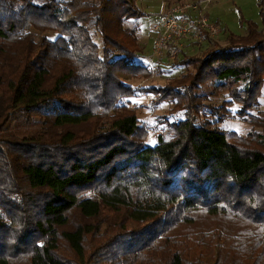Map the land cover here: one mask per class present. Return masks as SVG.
Returning a JSON list of instances; mask_svg holds the SVG:
<instances>
[{
	"label": "trees",
	"instance_id": "1",
	"mask_svg": "<svg viewBox=\"0 0 264 264\" xmlns=\"http://www.w3.org/2000/svg\"><path fill=\"white\" fill-rule=\"evenodd\" d=\"M138 1L0 0V264H264V133L200 118L206 81L240 115L256 105L264 0L261 27L176 61L194 70L151 87L184 111L154 145L121 104L125 80L149 74L128 25L146 16ZM250 121L264 129V111ZM202 213L250 235L197 237L191 249L175 234Z\"/></svg>",
	"mask_w": 264,
	"mask_h": 264
},
{
	"label": "rangeland",
	"instance_id": "2",
	"mask_svg": "<svg viewBox=\"0 0 264 264\" xmlns=\"http://www.w3.org/2000/svg\"><path fill=\"white\" fill-rule=\"evenodd\" d=\"M204 12L209 15L210 21L218 23L221 27V32L212 39H207L205 36L202 38H195L194 36L184 37L178 44H171L169 47L164 48L162 55H155L157 49V35L158 32L154 30V25L159 22L163 12L170 5H173L178 0H139L138 5L141 10L146 14L143 18L135 21L128 22V25L138 24L139 31L138 37L143 51L141 53L142 62L148 64V75H130L125 80V83L130 86L132 94L125 96L121 100L122 105H126L133 110L137 116L140 125L145 132V141L148 144L154 145L157 141V134L166 127V122L178 121L184 118V111L175 110V99L173 98H156V94L150 89L153 86H163L171 79L178 78L183 74L194 70L192 65H175L176 61L180 62L189 56L201 54L205 49H209L214 45L227 44V36L229 33L236 35L246 34L248 30V22H255L260 27L262 20L259 10L258 0H204ZM36 35L39 34L35 31ZM50 38H55V32H48ZM95 40L102 46V39L98 34H95ZM187 43V44H183ZM213 45V46H212ZM170 47H174L171 49ZM177 47V48H175ZM176 49V50H175ZM171 50L176 53L172 57ZM114 52H117L113 49ZM210 79V78H209ZM207 80V79H206ZM202 92L207 94L202 99V112L200 118L203 120L207 118L211 124L220 127L223 130L235 132L239 136L246 137L251 132L264 133V129L253 125L250 117L257 116L264 111V75L263 85L259 92L256 105L248 110L244 115H240L241 105L238 101L224 90H217L212 85L203 82ZM207 83V85H206ZM209 86V87H206ZM204 93V94H205ZM217 111V112H215ZM34 127L26 130L27 133L31 132ZM20 129L23 131L25 128ZM76 216H73L75 218ZM245 224L233 219L232 217L223 216H209L202 213L198 216L197 225L190 229L188 225L181 226L175 237H181L182 243H187L189 248L196 245L197 237L208 240V235H216L214 238L209 239L214 242L220 236H235L247 237L250 234L244 232ZM202 236H197L199 234ZM200 234V235H201ZM257 235V234H256ZM255 237V236H253ZM225 240V239H224ZM220 239L226 246V240ZM203 243V242H202ZM230 245V244H229ZM63 250L66 254L70 251L63 244ZM222 250V249H220ZM218 256H220L218 251ZM217 258V255L216 257ZM214 259V257H213Z\"/></svg>",
	"mask_w": 264,
	"mask_h": 264
},
{
	"label": "built area",
	"instance_id": "3",
	"mask_svg": "<svg viewBox=\"0 0 264 264\" xmlns=\"http://www.w3.org/2000/svg\"><path fill=\"white\" fill-rule=\"evenodd\" d=\"M204 3V0H183L166 8L159 22L154 25V30L158 32L155 55L161 56L164 48L178 44L187 36L199 39L202 38L203 31L210 37L220 34V25L210 21L209 15L204 12ZM171 54L175 57L177 51L175 53L171 50Z\"/></svg>",
	"mask_w": 264,
	"mask_h": 264
},
{
	"label": "crops",
	"instance_id": "4",
	"mask_svg": "<svg viewBox=\"0 0 264 264\" xmlns=\"http://www.w3.org/2000/svg\"><path fill=\"white\" fill-rule=\"evenodd\" d=\"M182 42H183V40H182ZM182 42H181V44H182ZM183 44H187V43H183Z\"/></svg>",
	"mask_w": 264,
	"mask_h": 264
}]
</instances>
